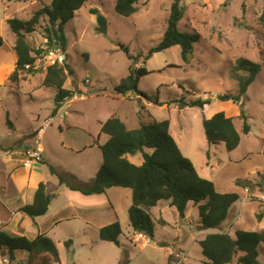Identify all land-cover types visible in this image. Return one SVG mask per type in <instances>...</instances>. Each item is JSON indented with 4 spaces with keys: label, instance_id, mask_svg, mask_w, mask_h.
Segmentation results:
<instances>
[{
    "label": "rangeland",
    "instance_id": "374dc122",
    "mask_svg": "<svg viewBox=\"0 0 264 264\" xmlns=\"http://www.w3.org/2000/svg\"><path fill=\"white\" fill-rule=\"evenodd\" d=\"M53 1L0 0V35L4 39L0 48V149H21L20 144L25 143L35 151V140L28 135L38 132L45 121L53 117L44 130L43 138L38 139L39 148L45 151L46 163L74 183L78 182L76 177L91 183L103 164L98 144L103 145L109 139L103 134L98 138L105 121L115 117L128 128H136L141 123L169 120L171 134L181 152L203 178L213 181L217 170L222 172L219 178H225L222 165L229 160L238 166L234 174L226 178L239 177L245 183L246 171H252L254 166L264 167V28L260 24L264 0H183L186 12L178 26L182 32L201 36L194 45L189 62L182 58L178 46L147 59L149 51L164 37L173 0H136L138 12L130 18L116 12V0H88L65 27L67 64L73 73L67 76L64 88L74 91L75 100L72 98L63 102L62 115L55 113L59 88L44 84L46 71L32 70L28 73L21 70L18 81L10 80L16 70V36L6 21H27ZM92 10H98L107 18L108 31L105 35L98 33V14H93ZM48 26V20L43 17L35 31L26 34L32 49L44 41ZM129 55L134 59L130 60ZM240 59L261 63L263 67L255 82L249 86L246 96L234 103L233 98L239 94L237 77L247 76L237 70ZM133 62H136L134 69L146 67L151 72L140 79L138 88L142 95L133 91L126 94L118 91ZM224 95L232 98H220ZM157 99L166 106L155 105ZM196 99L209 104L204 109L198 106L179 108V100L192 102ZM243 111L247 116L246 122L240 118ZM217 113L233 118L240 134L241 142L233 155L222 142L213 144L206 138L203 120ZM245 123L250 128L248 134L243 132ZM60 126L62 134L59 133ZM87 141L88 145H96L81 155L71 153L61 144L65 142L66 146L80 149ZM25 152L22 150V153ZM147 152L151 153L150 150ZM131 162L141 165L142 154L131 158ZM225 185L218 183V189L230 192L238 187L234 183L233 188H229V183ZM246 186H251V182H247ZM112 197L122 215L120 246L102 242L90 231L88 248L73 239V244L61 242L58 249L55 246L60 257L56 264H173L176 263L175 255L180 252L187 254L185 264H207L200 243L216 230H197L202 225L195 203L188 204L184 217L178 221L174 219L178 213L167 209L162 216L165 224H160L158 216H153L152 212L154 237L145 236L144 239L150 241L144 245V241H138L135 235L129 237L132 227L127 214L118 206L124 198L120 199L119 194ZM235 208H238V203L232 207L230 215L235 214ZM105 211L114 215L111 205ZM103 212V208H88V217L99 221V214ZM181 222L183 227H180ZM230 222L228 219L223 226ZM258 227L252 209L242 205L239 222L231 230V236L236 235V228L256 231ZM177 228H180V233ZM61 230H58V236L65 235V229ZM91 241L95 243L92 248L89 247ZM16 253L23 256L14 261L0 253V264L5 256L10 264H43L41 257L31 258L24 250ZM241 255L239 253L230 264H238ZM26 257L28 261L25 262ZM259 261L264 264V246L260 247Z\"/></svg>",
    "mask_w": 264,
    "mask_h": 264
},
{
    "label": "trees",
    "instance_id": "16d2710c",
    "mask_svg": "<svg viewBox=\"0 0 264 264\" xmlns=\"http://www.w3.org/2000/svg\"><path fill=\"white\" fill-rule=\"evenodd\" d=\"M86 2L88 0H54L50 5H44L36 11L27 21L7 20L11 31L16 36L14 49L17 55L16 70L10 80L18 81L21 70L32 72V70H26V65L35 60L26 34L35 31L41 18L44 17L49 22V26L46 29L44 27L47 36L51 41L56 38L61 49L66 52L65 27ZM115 10L119 15L130 18L138 12L137 1L116 0ZM185 12L186 7L183 5V0L172 1L164 37L149 51L147 59L156 53L178 46L181 48L182 58L189 62L194 52V45L201 39V36L180 30L178 25L184 18ZM92 13L98 14V33L105 35L108 31L107 18L99 14L98 10H92ZM260 24L264 28V11L260 16ZM3 45L4 39L0 35V48ZM129 58L134 59L130 55ZM135 64L136 62H133L129 68V75L123 78L118 86V91L122 94L133 91L142 95L138 88L140 79L151 72L146 67L136 70L134 69ZM262 67L263 64L248 59L238 61L237 70L245 72L247 76L237 77L239 94L233 98L234 103L246 96L249 86L255 82ZM72 73L73 70L67 63L63 66H53L47 71L44 84L56 85L59 88L55 113L65 100L75 97L74 91L64 88L67 76L70 77ZM220 98L231 99L232 97L224 95ZM178 102L180 109L196 106L204 109L209 104L208 101L201 99L192 102L179 100ZM154 104L163 105L158 99ZM240 118L246 122L247 116L244 111ZM203 125L206 138L210 143L222 142L229 153L240 145L241 137L234 120L227 117L225 113H217L210 119L205 118ZM170 126L169 120H154L150 123H141L137 129H128L118 118L114 117L105 121L102 124L101 133L107 135L109 139L100 146L103 164L91 183H83L77 189L87 195L106 194V191L112 187L130 189L132 205L128 214L131 227L136 234L149 237H154L151 212L159 202H170L180 218L184 217L189 202H193L198 206L201 225L206 230H218L216 233L208 234L200 243L203 255L208 260L207 264H230L239 253L242 255L238 258V264H261L259 256L260 247L264 246V229L251 232L240 230L236 232L235 238L221 230L222 224L229 217L231 208L240 201V196L237 193H221L216 189L213 181L203 178L194 164L181 152L171 134ZM243 132L245 134L250 132L246 123ZM139 153L143 156L141 165H135L129 161L128 156L135 157ZM48 167L53 175L59 177L62 184H67L71 189L74 188L70 178L63 176L54 166L48 164ZM51 200L52 196L47 194L46 185L41 183L35 193L33 203L25 206L22 211L31 218L43 216L48 212ZM257 218L260 220L261 215L258 214ZM161 223L164 224L163 221ZM122 233L121 224L117 221L101 228L99 238L101 241L120 246L119 237ZM19 250L26 251L31 258L41 257L43 264L59 262L58 251L50 238L39 235L36 239L29 240L26 237H11L0 231V253L8 255L13 261L15 252Z\"/></svg>",
    "mask_w": 264,
    "mask_h": 264
},
{
    "label": "crops",
    "instance_id": "0c3cea01",
    "mask_svg": "<svg viewBox=\"0 0 264 264\" xmlns=\"http://www.w3.org/2000/svg\"><path fill=\"white\" fill-rule=\"evenodd\" d=\"M72 100H75V97ZM160 103L166 106L165 103ZM62 109L63 106L60 108L57 114L62 115ZM52 120L53 117L49 118L45 121L44 127L42 129H40L38 132L34 131L31 135H28L29 137L34 138L33 140H35V145H37L36 150H39L42 153L43 161L35 162L31 165L26 164L25 161L28 157L29 152H31L32 150L29 149V147L25 145V143L20 144L21 149L10 150L2 147L0 149V231L11 237H26L29 240H34L39 235H44L54 242L57 249L61 242H72L73 244V240L78 241L82 247L88 248V232L90 233V231H93L94 236H97L99 238V230L101 228L113 224L117 221H119L120 223L122 215L118 207H116L114 197H112V195L115 196L116 194H119L120 199L124 198L123 203H119L118 206L122 208V212L127 214V218L130 223L128 212L132 205V191L128 188L112 187L106 191V194L87 195L77 188H80L83 183H88V181L78 180L76 177V180L78 182L74 183L71 181V185L74 186L73 189H71L67 184H62L59 177L53 175L50 172L48 163H46L47 160L45 151H43V148H39L38 142V139L43 138L44 130L52 122ZM138 127L127 128L137 129ZM59 133H63L62 126L59 127ZM101 134L102 133L100 130L98 133L99 139ZM92 139L95 140V137L93 135ZM61 144L63 148H69V150H71V153H75L77 155L83 154L84 152L88 151V148L92 149L96 145L94 143L88 145L87 141L80 149H74L72 145L66 146L65 142H61ZM98 146L100 148L101 145L98 144ZM22 150L26 151L25 154L22 153ZM230 153H232L231 155H233L235 153V150ZM135 157L138 158V155H136ZM131 158L133 157L128 156L130 162ZM220 164L222 163L220 162ZM222 166L225 169L223 174L226 177H229L230 175L234 174V170L236 169L238 164L235 165L234 161L229 160ZM227 168L228 170H226ZM220 173L222 172H218L217 170V174L213 179L216 189L221 193H237L240 196V201L237 202L238 208H235V214L233 213L232 215H230V210L228 219L231 222L225 227L223 226V223L221 226V230L231 236V230L236 227L237 223L239 222L240 210L242 205H248L252 209V213L259 223L258 229H264V205L261 202V198L264 196V167L261 169L258 166H254L252 168V171H246V173H248V175L246 176V180L247 182H251V186L249 187L246 186L247 182L245 183L244 179L242 180L239 177L229 179L225 177L222 178V181L219 178ZM70 176H73L75 178L73 174H71ZM41 183H44L46 185V192L47 194L52 196V200L49 205L48 212L45 215L31 218L26 213H24L22 209L25 206L31 205L33 203L35 193ZM218 183L224 186H226L225 183H229V188H233L234 186H232V183H234L241 189L235 187V189L231 190L230 192L220 191L218 189ZM109 205H111V211L114 212L113 216L105 211V209H107ZM88 208L92 210L103 208L104 212L99 214V221H94L91 219V217H88ZM167 209L175 210L171 207L170 202L165 201L159 202L158 205L152 209L153 216H158V222L160 224H163L161 223V221H163L164 224L166 223L162 216ZM258 214L261 215L260 220H258L257 218ZM178 216H174V219L176 221L180 219V217ZM244 221L245 219H243L242 223H244ZM124 222L127 223V219H125ZM183 224L184 223L181 222L180 227H183ZM59 229H65V232H63L65 234L64 236H58ZM236 230L246 231L239 228H236ZM177 231L180 233V228H177ZM215 232H218V230H216ZM134 235L136 239H138L140 234H136L132 229V234H130L129 237ZM94 244L95 243L91 241V245L89 247L93 246ZM16 252V259L23 256ZM29 255L30 254L28 253V256ZM5 258L8 257L5 256ZM26 261H28L27 257L25 259V262Z\"/></svg>",
    "mask_w": 264,
    "mask_h": 264
},
{
    "label": "built area",
    "instance_id": "2783aa9c",
    "mask_svg": "<svg viewBox=\"0 0 264 264\" xmlns=\"http://www.w3.org/2000/svg\"><path fill=\"white\" fill-rule=\"evenodd\" d=\"M43 39L44 41L37 44V47L33 49L32 56L35 60L33 63L26 65V70H41L47 72L49 68L53 66L64 65L68 62V55L63 49H61L59 41L56 38L51 41L46 34ZM41 161H43L42 153L39 150H35L29 152L25 162L26 164L31 165L35 162ZM261 202L264 205V196L261 198ZM145 236L146 235L140 234L137 240H143L144 245H147L150 239H144ZM186 256V252L177 253L175 255L176 263L173 264H185L187 261ZM2 264H10L9 259L4 258Z\"/></svg>",
    "mask_w": 264,
    "mask_h": 264
},
{
    "label": "water",
    "instance_id": "95a60500",
    "mask_svg": "<svg viewBox=\"0 0 264 264\" xmlns=\"http://www.w3.org/2000/svg\"><path fill=\"white\" fill-rule=\"evenodd\" d=\"M197 230H198V231H204V230H205V227H203V226L198 227Z\"/></svg>",
    "mask_w": 264,
    "mask_h": 264
}]
</instances>
